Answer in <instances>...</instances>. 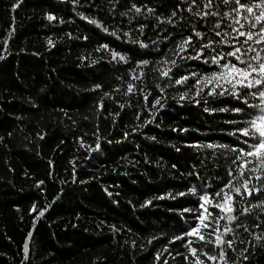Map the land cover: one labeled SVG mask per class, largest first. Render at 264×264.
Wrapping results in <instances>:
<instances>
[{
    "label": "trees",
    "instance_id": "obj_1",
    "mask_svg": "<svg viewBox=\"0 0 264 264\" xmlns=\"http://www.w3.org/2000/svg\"><path fill=\"white\" fill-rule=\"evenodd\" d=\"M187 6L188 0H0V264H189L188 239L198 255H218L213 243L174 237L199 214L182 211L198 200L188 189L214 194L219 178L237 167L236 154L217 149L211 159V150L193 145L239 144L230 133L243 125L231 121L249 116L231 97L193 103L192 78L176 85L160 75L171 67L158 63L164 57L184 75L212 70L169 51L193 26L207 32ZM173 10L175 27L158 23ZM113 51L126 61L113 59ZM234 106L244 111L203 110ZM250 199L264 201V190ZM230 226L227 264H264V212L253 209Z\"/></svg>",
    "mask_w": 264,
    "mask_h": 264
},
{
    "label": "snow or ice",
    "instance_id": "obj_2",
    "mask_svg": "<svg viewBox=\"0 0 264 264\" xmlns=\"http://www.w3.org/2000/svg\"><path fill=\"white\" fill-rule=\"evenodd\" d=\"M132 9L136 13L141 12V8L135 4L132 5ZM147 11L152 13L154 10L147 8ZM187 11L197 17L198 22L207 27V32L199 31L193 26L191 34L181 35L178 42H173L175 47L169 48V51L182 61H200L201 64L208 65L212 70L205 69L203 73L192 71L188 75H184L178 71H173L174 68L180 67L176 60L164 57L158 63L169 64L171 67L161 71L160 75L168 78L171 83L176 85H183L192 78L194 83L191 87L195 89V95L192 98L193 103L208 104L206 97H211L213 100L231 97L248 108L259 110L257 115L248 113V119L231 121L243 125L230 133V135L237 137V140L240 141L239 144L235 146L216 143L193 145L198 149L211 150L207 154V158L211 159L217 158V149L223 150L222 155L235 153L236 157L232 163L236 164L237 167L227 171L228 179L219 178L223 182L214 194L207 191L198 194L195 186L188 189L192 195H198V200L193 202V208H184L182 211L199 214L194 216L196 223L181 235L174 237V240L184 241V237H195L204 244L213 243L219 248L218 255H210L208 252H200L198 255V249L193 246V240L188 239L183 246L188 249V253L192 257L189 261V256H184V260L189 261V264H205V261L200 258L201 255L206 257L208 261L220 260L227 264L224 245L231 248L233 240H225L223 237L224 234L233 232V228L230 226L232 222L251 213L253 209L264 212V201L253 204L250 199L253 193L259 194L264 190V183H261L264 180V0H243V2L242 0H199V2L198 0H188ZM176 16L177 12L173 10L168 17L162 19L158 16L157 21L158 23L166 22L175 27L173 18ZM48 19L51 20L54 17L49 15ZM90 22L101 26L95 20ZM144 27L145 25H140L141 34H143ZM104 31L107 32L108 29L105 28ZM112 34L115 35V33ZM193 36L198 38L195 43H193ZM133 42L139 43L141 48H148V45L142 40ZM155 43L156 41H153V44ZM103 47L107 48V45H103ZM111 55L113 59L119 57L120 60L126 61L125 56L115 51ZM137 63L140 66H147L150 62L141 60ZM142 75L143 73H141ZM96 87L99 88L100 85H96ZM132 87L129 85V92L132 91ZM156 87L160 88V85ZM161 91H163L162 88ZM186 98H188V92L180 95V99ZM249 98L259 100V104L249 103ZM155 103L160 104V100L157 99ZM160 106L163 107L162 104ZM203 110L205 112L232 111L241 113L244 108L240 106H234L231 109L204 107ZM237 133L240 135L237 136ZM97 148H99V144H97ZM249 165L250 167H248ZM189 175L199 178L200 174L190 172ZM178 195L184 196L186 193L180 192ZM237 196L240 197L239 212H237L235 200ZM209 206L219 209V214L213 215ZM40 214L43 215V212ZM221 220L227 221L223 225V231H221ZM240 226H243L242 221L237 225V227ZM202 229H210L207 235L208 237L214 235L215 239H206ZM256 239L259 240L261 237L257 236ZM27 251L28 246L25 245V252ZM178 255L180 254L178 253ZM159 257L160 254L157 253L156 258L159 259ZM165 264H167L166 261Z\"/></svg>",
    "mask_w": 264,
    "mask_h": 264
}]
</instances>
